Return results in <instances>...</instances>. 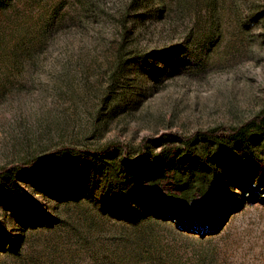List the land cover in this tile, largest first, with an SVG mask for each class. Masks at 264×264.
Wrapping results in <instances>:
<instances>
[{
	"label": "rangeland",
	"instance_id": "rangeland-1",
	"mask_svg": "<svg viewBox=\"0 0 264 264\" xmlns=\"http://www.w3.org/2000/svg\"><path fill=\"white\" fill-rule=\"evenodd\" d=\"M130 1L0 0V171L50 155L0 179V264H264V205L246 201L263 189L247 167L185 218L143 202L160 211L119 219L97 177L104 194L76 186L77 200L48 187L72 181L60 149L147 140L161 153L166 135L238 127L264 109V0ZM176 191L168 169L157 195Z\"/></svg>",
	"mask_w": 264,
	"mask_h": 264
},
{
	"label": "trees",
	"instance_id": "trees-1",
	"mask_svg": "<svg viewBox=\"0 0 264 264\" xmlns=\"http://www.w3.org/2000/svg\"><path fill=\"white\" fill-rule=\"evenodd\" d=\"M147 1L131 0L127 9L137 11ZM129 11L124 13V18L129 17ZM127 22L126 19L122 25L125 26ZM172 51H153L138 55L133 61L137 64L147 63L153 57L166 56ZM158 142L165 144L161 153H156L147 140L133 151L121 143L110 144L96 151L60 149L58 153L61 154L62 168L71 172L72 181L67 183L51 179L48 187L57 197L77 200L79 194L76 186L101 191L99 185L94 184L97 177L105 185L104 193H112L116 199V204L111 208L119 219L136 222L143 211L149 210L156 215L160 211L142 207L140 203L143 202H162L169 212L185 218L184 208L187 207L191 214L196 210L202 211L216 201L217 195L223 193L234 172L247 167L258 175L263 190L259 195L249 192L246 201H257L264 205V109L238 127H216L186 138L166 135ZM49 156L45 154L14 170L4 168L0 171V179L13 182L17 177L26 178ZM168 169L177 191L161 198L156 191L167 176ZM100 193L104 194L103 191ZM196 197L201 199L204 206L199 207ZM232 204L235 203L232 201Z\"/></svg>",
	"mask_w": 264,
	"mask_h": 264
}]
</instances>
